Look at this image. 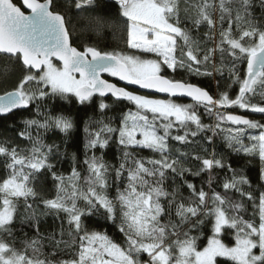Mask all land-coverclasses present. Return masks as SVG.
<instances>
[{
	"label": "trees",
	"instance_id": "trees-1",
	"mask_svg": "<svg viewBox=\"0 0 264 264\" xmlns=\"http://www.w3.org/2000/svg\"><path fill=\"white\" fill-rule=\"evenodd\" d=\"M51 2L77 50L91 48L118 58L147 56L128 46L130 22L121 13L122 0ZM157 2L167 22L179 30L173 53L178 63L172 71L163 68L161 75L206 90L221 105L236 100L246 58L231 42L248 47L264 32V0ZM257 81L239 104L247 108L230 112L245 115L264 130V72ZM13 90L28 98V107L0 117V209L7 200L5 182L20 179L24 190L10 201L13 215L0 224V245L22 257V264L74 262L94 234L124 251L131 249L125 199L149 201L145 230L150 237L141 239L161 249L192 244L197 252L206 247L215 222L211 198L219 200L227 221L241 217L259 223L256 207L264 196V161L256 151L245 153L214 129L220 124L219 112L212 114L192 103L194 124L172 130L164 148L155 151L125 146L117 138L118 123L135 108L131 101L97 96L79 101L49 93L18 57L0 55V95ZM185 135L183 142L177 141ZM97 197L105 198L109 207ZM229 238L222 236L230 246ZM145 258L142 253L140 262ZM178 263V256L168 258V264ZM215 264L239 263L217 258ZM255 264H264V256Z\"/></svg>",
	"mask_w": 264,
	"mask_h": 264
},
{
	"label": "rangeland",
	"instance_id": "rangeland-1",
	"mask_svg": "<svg viewBox=\"0 0 264 264\" xmlns=\"http://www.w3.org/2000/svg\"><path fill=\"white\" fill-rule=\"evenodd\" d=\"M126 4V0H122L121 13L130 22L128 46L133 51L147 55L117 57L126 66L127 76L132 80H143L146 77L161 74L163 68L172 71L178 63L173 57V53L177 46L175 35H178L179 30L167 22L163 8L157 0H131ZM263 45L264 32L248 47H242L237 42H231V46L235 49L238 48L245 58L258 51ZM103 74L114 77L115 73L109 70ZM37 77L43 85L48 87L49 93L63 97L72 96L79 101L80 99L75 96L76 90L84 84L89 85L88 82H83L79 78L69 75L57 67L54 62L47 63L42 71L37 74ZM258 77L252 82L251 91L259 82L257 81ZM22 97L27 101V97L24 95ZM214 99L217 101L215 96ZM123 100L131 101L135 107L134 110L126 113L124 120L118 123L117 138L125 146H141L161 151L164 148L165 138L172 130H186L196 120L192 103H179L168 98L160 100L147 95L138 96L132 91L128 92ZM100 107L105 108V105L100 104ZM207 108L211 110L212 114L219 112L217 120L220 124H215L214 129L216 131H221V134L227 136L236 147L239 146L245 153L256 151L258 157L264 161V130H259L261 128L258 129V125L252 123L250 119L245 127H232L226 124L224 120L228 113L238 116L245 115H241L237 111L227 112L214 107ZM237 108L238 110H245L247 106L242 103ZM221 124L233 129L229 130ZM257 130L259 131L256 132ZM108 133L109 130H105L104 135L106 136ZM97 136L96 134L95 138ZM185 138L186 135L181 136L177 141L183 142ZM23 186V181L15 177L4 183L2 188L7 200L5 206L0 209V224L8 222L12 218L13 210L10 207V201L13 197L22 194ZM97 200L104 207H109L105 198L97 197ZM210 201L215 205L213 234L206 247L201 251L195 252L192 244H174L172 248L161 249L155 244L143 242L141 237H150L145 230L150 217L149 211H146V208L149 207V201L142 198L125 199L123 201L124 220L126 227L133 235V239L130 238L133 247L124 251L105 236L94 234L87 237L86 245L81 250L77 260L69 264H168V258L172 254L179 257L180 263L178 264H215L217 258L231 260L239 264H255L263 258L264 196L256 207L259 218L257 225L241 220V217L227 221L218 207L219 200L211 198ZM225 228L229 230L228 233H222ZM229 228H232L233 231ZM223 235L231 236V239L227 240L230 246L222 240ZM137 238L141 240L138 241ZM134 247L138 250H134ZM142 253L146 257L145 262H140ZM22 263V257L16 256L5 246L0 245V264ZM28 264L31 263L28 262Z\"/></svg>",
	"mask_w": 264,
	"mask_h": 264
},
{
	"label": "water",
	"instance_id": "water-1",
	"mask_svg": "<svg viewBox=\"0 0 264 264\" xmlns=\"http://www.w3.org/2000/svg\"><path fill=\"white\" fill-rule=\"evenodd\" d=\"M17 2V3H15ZM51 0H0V55L18 57L20 64L34 74L49 62L58 64L66 73L79 78L84 84L75 92L80 100L92 95L102 99L121 100L125 90L140 94L214 107L230 112L250 91L252 82L264 72V45L246 57V75L237 99L228 105L217 103L206 90L183 82H171L163 75L132 80L126 66L114 56L94 49L79 51L71 45L64 18L51 10ZM116 73L115 82L103 78L105 71ZM28 103L18 90L0 95V117L27 109ZM253 112V111H252ZM225 123L245 127L248 118L228 113Z\"/></svg>",
	"mask_w": 264,
	"mask_h": 264
},
{
	"label": "flooded vegetation",
	"instance_id": "flooded-vegetation-1",
	"mask_svg": "<svg viewBox=\"0 0 264 264\" xmlns=\"http://www.w3.org/2000/svg\"><path fill=\"white\" fill-rule=\"evenodd\" d=\"M52 1V0H51ZM131 0H129V1H127L126 3L128 4L129 2H130ZM126 4V5H127ZM111 71H113V70H111ZM114 72V71H113ZM115 73V72H114ZM160 74V73H159ZM158 75V74H157ZM157 75H153V76H157ZM103 76V78H105L106 80H108V81H110V82H115V80H116V73L114 74V77H109V76H106V75H102ZM116 83V82H115ZM83 86V85H82ZM81 86V87H82ZM89 86H91V83H89ZM130 91H132V90H129V89H126L125 90V97L127 96V94H128V92H130ZM93 96H97V95H92L90 98H92ZM149 96V95H148ZM97 97H99V96H97ZM125 97L123 98V99H125ZM90 98H88L87 100H89ZM166 99V98H165ZM189 103V102H188Z\"/></svg>",
	"mask_w": 264,
	"mask_h": 264
},
{
	"label": "clouds",
	"instance_id": "clouds-1",
	"mask_svg": "<svg viewBox=\"0 0 264 264\" xmlns=\"http://www.w3.org/2000/svg\"><path fill=\"white\" fill-rule=\"evenodd\" d=\"M133 91V90H132ZM136 92V91H135ZM145 95V94H144Z\"/></svg>",
	"mask_w": 264,
	"mask_h": 264
}]
</instances>
